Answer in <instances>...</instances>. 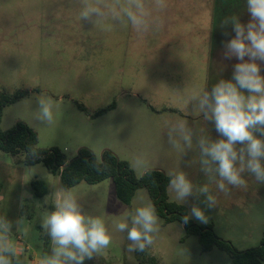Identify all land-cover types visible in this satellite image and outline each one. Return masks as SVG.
Instances as JSON below:
<instances>
[{
  "label": "rangeland",
  "instance_id": "374dc122",
  "mask_svg": "<svg viewBox=\"0 0 264 264\" xmlns=\"http://www.w3.org/2000/svg\"><path fill=\"white\" fill-rule=\"evenodd\" d=\"M166 3V9L159 13L162 27L139 37L130 24L117 20L112 25L110 17L82 20V0H0V92L13 95L29 91L26 98L4 110L1 129L7 131L24 122L38 134L39 148H57L70 159L82 148L100 158L105 150L113 152L112 147L138 177L143 175L132 162L142 155L152 170H182L196 187L199 180L208 179L199 171L195 158L183 162L181 153L168 143L165 121L187 119L194 132L193 142L200 134L220 138L214 123L199 113L197 102L187 100L194 92L210 90L220 79H231L233 66L239 61L224 58L223 42L235 33L231 25L225 28L221 21L237 15L246 24L250 14L246 0ZM258 63L264 75V61ZM49 98L51 123L43 119L39 103ZM113 104L111 111L93 117ZM93 136L110 147L103 151L88 148ZM246 174V188H231L230 194L210 189L217 206L234 211L217 216L215 231L240 250L257 247L264 231V184ZM37 179L49 184L44 198H36L32 192L31 183ZM66 191L76 197L86 216L103 219L112 235V243L86 258L84 264H140L138 251H127L131 243L127 232L115 230L114 225L124 213L134 211L140 196L132 206H126L118 199L112 180L64 189L59 177L43 164L29 167L23 155L0 152V217L12 223L10 237L21 253L22 264H40L43 256L51 254L53 245L42 222ZM253 191L258 194L251 197L252 205L246 204V193ZM252 212L254 218L262 220L249 219ZM159 220V232L145 250L157 257L159 264H230L229 256L219 249L202 252L197 236L183 239L180 223L165 225Z\"/></svg>",
  "mask_w": 264,
  "mask_h": 264
},
{
  "label": "clouds",
  "instance_id": "9594fccd",
  "mask_svg": "<svg viewBox=\"0 0 264 264\" xmlns=\"http://www.w3.org/2000/svg\"><path fill=\"white\" fill-rule=\"evenodd\" d=\"M82 4V20L110 17L112 25L117 20L122 25L130 24L139 37L162 27L159 13L167 7L166 0H82ZM246 10L250 14L246 24L237 15L221 21L225 28L231 25L235 33L223 42L224 58L235 57L239 61L233 66L231 79H220L210 90L194 92L187 100V103L197 102L203 119L214 123L220 136L214 140L209 135H199V171L208 178L209 184L225 194H230L231 188L247 187L244 173L264 184V75L258 63L264 61V0H246ZM39 103L43 119L51 123V99H41ZM165 127L168 143L175 150L184 155L193 148L194 132L187 119L165 121ZM132 166L141 175L152 171L151 163L142 155L133 159ZM169 176V186L177 200L186 202L192 196L204 197L205 208L193 204L190 215L183 217V223L187 224L190 219L207 223L205 209H213L217 202L208 184L196 187L182 170L171 172ZM159 224L154 204L142 198L134 211L124 213L114 222L115 230L127 232L130 253L143 252L151 246ZM42 227L53 247L40 264H84L86 258L91 259L112 243L105 221L86 216L70 191L56 201L55 210L44 217ZM11 231L12 223L0 217V264H13V258L16 264H22L21 253L11 240Z\"/></svg>",
  "mask_w": 264,
  "mask_h": 264
},
{
  "label": "trees",
  "instance_id": "16d2710c",
  "mask_svg": "<svg viewBox=\"0 0 264 264\" xmlns=\"http://www.w3.org/2000/svg\"><path fill=\"white\" fill-rule=\"evenodd\" d=\"M28 95L29 91L26 90L17 91L13 95L0 92V152L13 157L23 155L24 164L29 167L43 164L54 176L60 178L64 189H71L82 183L97 185L112 180L118 199L129 207L138 191L146 190L163 223L182 224L185 231L183 239L197 236L202 252L209 253L219 249L229 256L230 264H264V236L257 247L240 250L231 241L221 238L212 224H199L191 219L184 224L182 220L188 215V209L170 200V176L166 173L152 170L138 177L127 161L121 160L110 150H105L98 158L91 150L82 148L76 157L69 159L57 148L41 149L38 147V134L24 122H18L11 129L3 131L1 122L4 110ZM114 107L113 104L93 117L103 116ZM80 108L85 111L84 107ZM31 189L36 198H44L49 193V184L45 180L37 179L31 183ZM137 254L140 264H159L158 259L146 251H138Z\"/></svg>",
  "mask_w": 264,
  "mask_h": 264
},
{
  "label": "crops",
  "instance_id": "0c3cea01",
  "mask_svg": "<svg viewBox=\"0 0 264 264\" xmlns=\"http://www.w3.org/2000/svg\"><path fill=\"white\" fill-rule=\"evenodd\" d=\"M94 137V136H93ZM90 137L92 140H91V142H89V146H88V148H90V149H92V150H94L95 151V149L96 148H94V147H99V148H101L102 149V151L103 150H105V149H107V147H110V146H106L105 144H103V140L102 139H100V138H98V137ZM197 142L198 141H195L194 142V145H193V150L195 151V152H192L191 150H189L186 154H182L181 153V157H182V159H183V162L184 161H188V160H193V158H195L196 159V163H197V165H199V159H200V156H199V148H198V144H197ZM237 147H240V145H238ZM112 150H113V152L121 159V160H123V161H126L124 158H122V156L117 152V151H115V149L114 148H112V147H110ZM197 151H198V153H197ZM195 155V156H194ZM70 159V158H69ZM198 160V161H197ZM156 169H158V170H160L159 168H156ZM169 173H171V172H166V174L167 175H169ZM246 177H248V179H251L252 178V175L251 174H249V173H247L246 175H245ZM141 177V176H140ZM60 179V178H59ZM202 183V184H201ZM205 184H208V186H209V188L210 189H215L216 190V187L214 188L213 187V184H209L208 183V179H202V180H199V184H198V186L197 187H200L201 185L203 186V185H205ZM196 186V185H195ZM141 192L142 193H139V195H136V197H135V199H137V197H139L140 196V198H142V199H145L146 198V201L148 200V201H151L150 200V197H149V195H148V193H147V191L146 190H141ZM146 192V193H145ZM256 191H253V192H248V193H246V195H245V202H246V204L248 203L249 205H252V203L251 202H249L250 200H251V197H253V195H256ZM138 194V193H137ZM258 194V193H257ZM168 195H169V198H170V200L172 201V202H176V203H178V204H180V205H183V206H185L186 208L187 207H189V209H190V207H192V205L193 204H197V205H199L201 208H205V205L202 203V201H203V199H204V197L203 196H201V197H199V199H197L195 196H193L194 197V199H193V201H189V202H181V201H179V200H177L176 198H175V193L173 192V190L170 188V186H169V188H168ZM189 198H191V197H189ZM134 199V200H135ZM139 200V199H138ZM137 200V201H138ZM141 200V199H140ZM188 200V199H187ZM134 202V201H133ZM136 204V203H135ZM132 206V205H131ZM221 207H223L222 206V204H220L219 206H217V202H216V205H215V207L213 208V209H210V210H208V209H205V213L206 212H208L207 214H209V216H215V219H210V218H208V219H210L212 222H211V224L214 226V228L216 229V227H215V223H214V221L216 222V218H217V216H221V217H223V216H225L226 214L227 215H230V214H232L234 211L233 210H230V209H223V208H221ZM245 208H246V205H245ZM188 209V208H187ZM188 209V215H190V210ZM224 210V211H223ZM250 211H252V209L250 208L249 209ZM246 213V212H245ZM206 214V215H207ZM226 215V216H227ZM248 215H249V219H252L253 221H260V220H262L261 218H254V217H256V215H254V213L252 212V213H248ZM252 215V216H251ZM208 216V217H209ZM191 220H193V219H191ZM246 220H248V218H246ZM193 221H195V220H193ZM197 221V220H196ZM219 221H222V219H220ZM197 222H199V221H197ZM207 223H208V221H207ZM172 224H175V223H172ZM172 224H170V225H172ZM182 224H180V226H181ZM182 227H183V229H184V226L182 225ZM247 232V231H246ZM263 234H264V231L262 232ZM263 234H262V237H263ZM246 235H247V237H249L250 235H248V232L246 233ZM184 236H185V231H184V235L182 236L183 238H184ZM261 237V238H262ZM157 258V257H156ZM158 259V258H157Z\"/></svg>",
  "mask_w": 264,
  "mask_h": 264
}]
</instances>
